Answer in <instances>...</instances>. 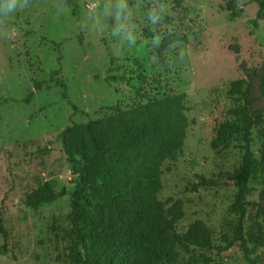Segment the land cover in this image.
<instances>
[{"label":"rangeland","instance_id":"obj_1","mask_svg":"<svg viewBox=\"0 0 264 264\" xmlns=\"http://www.w3.org/2000/svg\"><path fill=\"white\" fill-rule=\"evenodd\" d=\"M257 8L253 0H182L181 6L174 0H15L11 7L10 0H0V219L8 231L0 235V246L6 244L0 264H74L68 212L83 160L77 155L69 162L60 132L172 94H185L189 126L181 155L163 165L159 199L169 205L181 199L184 216L155 222L165 235L187 234L191 249L209 256L208 264H249L238 246L219 253L198 243L202 235L221 244L234 218L228 207L235 189L194 192L192 184L199 175L225 177L241 160L235 143L210 147L231 106L226 89L232 80L250 82L249 109L264 113V20L258 28L251 24ZM145 10L167 13L172 23ZM230 11L239 16L230 19ZM144 27L155 37L143 36ZM174 31L183 39L161 50L162 35ZM53 70H59L76 110L61 98ZM110 74L130 81H108ZM38 81L45 84L34 90ZM30 92V100L22 102ZM257 129L254 152L260 145ZM255 154L261 168L248 184L246 199L256 205L248 207L245 235L251 258L264 264V159ZM44 185L59 196L36 211L27 207L28 193ZM187 257L179 264H187Z\"/></svg>","mask_w":264,"mask_h":264},{"label":"trees","instance_id":"obj_2","mask_svg":"<svg viewBox=\"0 0 264 264\" xmlns=\"http://www.w3.org/2000/svg\"><path fill=\"white\" fill-rule=\"evenodd\" d=\"M25 1L30 4L36 0ZM253 1L258 8L251 24L258 28L259 20H264V0ZM174 3L181 6L182 0H174ZM183 10L188 12L187 7ZM71 12L77 13L75 4ZM145 14L172 23L171 16L162 11L145 10ZM237 16L239 12H229L230 19ZM142 33L145 37H155V32L147 27ZM182 39L183 34L178 31L165 33L159 48L165 50ZM78 40L81 42L82 37L78 36ZM58 74L59 70L51 71V79L56 77L54 83L62 89L61 98L76 110V105L69 100L67 86ZM137 77L145 78L143 73ZM106 80L130 81L124 75L114 74L107 75ZM44 84V81L36 82L34 90ZM261 87L264 91V78ZM226 94L231 106L226 117L215 127L210 147L220 150L235 143V147L243 152L241 160L225 177L197 176L192 191L198 187L232 186L236 192L228 210L234 218L228 223L221 244L215 246L202 235L198 237V243L206 250L219 253L238 246L246 262L255 264L245 235V218L248 207L256 204L248 201L246 194L250 180L261 168L255 153L264 159V113L250 111L251 85L246 78L232 80ZM31 97L32 92L22 102L27 103ZM187 111L185 94L165 95L149 99L143 106L118 110L84 123H72L60 132L62 148L69 162H74L77 155L83 160V165L75 172L77 180L70 194L68 212L74 227L71 247L74 264H179L184 261V254L188 255L187 264L210 262L206 253L191 249L187 234L165 235L155 222L157 219L178 221L184 216L181 199L169 205L159 199V193L165 161L174 162L182 153L189 126ZM256 128L260 145L254 152L252 143ZM58 196L59 193L44 185L29 192L25 204L36 211L41 204L50 203ZM0 235L8 236L1 219ZM5 253L4 243L0 246V254Z\"/></svg>","mask_w":264,"mask_h":264},{"label":"clouds","instance_id":"obj_3","mask_svg":"<svg viewBox=\"0 0 264 264\" xmlns=\"http://www.w3.org/2000/svg\"><path fill=\"white\" fill-rule=\"evenodd\" d=\"M14 3H15V0H10V7H11V5L14 4Z\"/></svg>","mask_w":264,"mask_h":264}]
</instances>
